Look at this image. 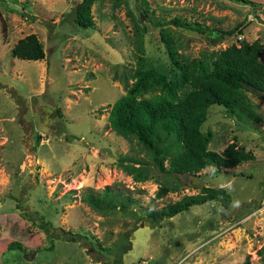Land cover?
<instances>
[{"label":"rangeland","instance_id":"obj_1","mask_svg":"<svg viewBox=\"0 0 264 264\" xmlns=\"http://www.w3.org/2000/svg\"><path fill=\"white\" fill-rule=\"evenodd\" d=\"M78 1L0 0V264H114L127 241L122 264H264L263 97L247 93L259 123L239 121L216 104L207 107L200 126L212 131L207 148L220 153L234 142L253 159L194 175L159 173L150 150L107 124L110 105L133 80L137 58L167 78L178 77L160 28L182 59L243 41L264 45L258 9L264 0H94L93 24L86 28L72 20ZM173 17L209 30L168 23ZM29 33L41 43L43 58L12 57V45ZM27 128L35 155L30 169L21 144ZM161 137L166 163L179 147L173 134ZM200 186L224 188L229 203L222 209L212 200L149 219L151 211ZM158 187L166 189L160 197ZM40 220L81 241L54 239L47 248Z\"/></svg>","mask_w":264,"mask_h":264},{"label":"trees","instance_id":"obj_2","mask_svg":"<svg viewBox=\"0 0 264 264\" xmlns=\"http://www.w3.org/2000/svg\"><path fill=\"white\" fill-rule=\"evenodd\" d=\"M142 1L146 4L145 0ZM234 1L255 5L250 0ZM93 2L94 0H79L74 4L71 10L72 20L77 26L81 28L92 26L90 9ZM258 9L264 17V6ZM144 12L148 17L147 11ZM151 23L160 26L159 21L151 20ZM168 23L201 34H206L209 30L206 25L189 22L180 17H173ZM235 28L236 26L224 33L230 35ZM1 30L4 34L3 20ZM159 35L170 64L178 71V77L167 78L147 66L142 58H137L132 82L124 94L109 107L108 126L122 135H132L146 150H150L152 164L161 174L194 175L208 166L228 169L240 162L252 160L253 154L245 151L242 146H236L234 142H229L220 153L208 149L207 144L212 131L207 129L202 132L200 126L206 118L207 107L211 104L223 107L239 121L246 123L262 121L247 93L264 98V62L259 60L264 50L263 43L257 39L249 43L243 41L238 45L230 44L218 51H203L196 57L182 59L174 42L163 28L159 29ZM9 53L12 57L26 60H40L44 56L42 45L34 33L17 39ZM161 132L165 136L173 134L179 147L168 156L166 163L165 150L159 145L162 139ZM127 169L137 174L136 169L131 167ZM105 189H108V186H105ZM165 191V188L158 187L155 195L160 197ZM90 200L95 204L99 202L96 196H90ZM212 200L221 201L223 209L229 203V194L222 187L200 186L198 193L168 202L151 211L148 217L152 222H156L169 218L191 205ZM39 226L48 241L47 248L52 245L54 239L78 243L81 241L79 234L60 227L54 228L48 222L40 220ZM11 245L17 246L16 243ZM83 247L87 250V247ZM129 248V241L118 246L114 264H122L121 254ZM260 249L264 250V245ZM246 262L247 260L244 263Z\"/></svg>","mask_w":264,"mask_h":264},{"label":"water","instance_id":"obj_3","mask_svg":"<svg viewBox=\"0 0 264 264\" xmlns=\"http://www.w3.org/2000/svg\"><path fill=\"white\" fill-rule=\"evenodd\" d=\"M30 135H31L30 129L29 128L25 129L21 140L22 147L25 149L24 166L27 169L32 168L35 163L34 149L31 146Z\"/></svg>","mask_w":264,"mask_h":264},{"label":"clouds","instance_id":"obj_4","mask_svg":"<svg viewBox=\"0 0 264 264\" xmlns=\"http://www.w3.org/2000/svg\"><path fill=\"white\" fill-rule=\"evenodd\" d=\"M229 187H230V185H229Z\"/></svg>","mask_w":264,"mask_h":264}]
</instances>
